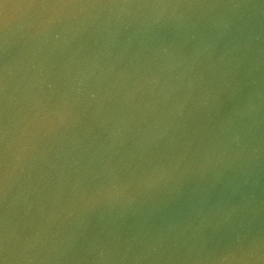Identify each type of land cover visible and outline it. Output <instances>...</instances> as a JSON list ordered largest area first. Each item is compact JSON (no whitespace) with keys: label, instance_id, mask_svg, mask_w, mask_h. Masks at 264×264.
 <instances>
[{"label":"water","instance_id":"95a60500","mask_svg":"<svg viewBox=\"0 0 264 264\" xmlns=\"http://www.w3.org/2000/svg\"><path fill=\"white\" fill-rule=\"evenodd\" d=\"M0 264H264V0H0Z\"/></svg>","mask_w":264,"mask_h":264}]
</instances>
